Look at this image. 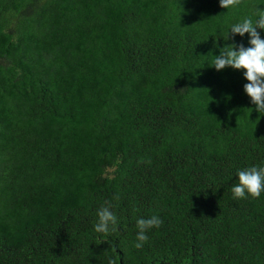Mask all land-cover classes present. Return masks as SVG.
Masks as SVG:
<instances>
[{
  "label": "trees",
  "instance_id": "1",
  "mask_svg": "<svg viewBox=\"0 0 264 264\" xmlns=\"http://www.w3.org/2000/svg\"><path fill=\"white\" fill-rule=\"evenodd\" d=\"M257 6L0 0V264H264V193L231 191L264 165V113L211 65Z\"/></svg>",
  "mask_w": 264,
  "mask_h": 264
},
{
  "label": "clouds",
  "instance_id": "2",
  "mask_svg": "<svg viewBox=\"0 0 264 264\" xmlns=\"http://www.w3.org/2000/svg\"><path fill=\"white\" fill-rule=\"evenodd\" d=\"M236 3L237 0H220L224 8ZM246 34L248 46H245L242 40H236L237 35L243 38ZM220 36L226 41L231 40L232 43L220 48L211 65L217 71L226 67L242 70L243 77L247 81L244 84L245 93L250 97L257 111L264 113V8L257 6L250 15L232 23L226 32L222 31ZM236 176L238 183L231 187L235 198H246L248 195L258 198L264 193V165L238 169ZM96 215L98 219L93 226L95 232L109 235L118 231L120 221L110 203L106 202L97 210ZM162 223V219L156 215L138 217L135 247L143 248L149 241V231L158 228Z\"/></svg>",
  "mask_w": 264,
  "mask_h": 264
}]
</instances>
